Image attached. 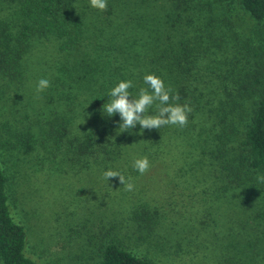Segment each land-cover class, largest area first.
I'll list each match as a JSON object with an SVG mask.
<instances>
[{
  "label": "trees",
  "instance_id": "16d2710c",
  "mask_svg": "<svg viewBox=\"0 0 264 264\" xmlns=\"http://www.w3.org/2000/svg\"><path fill=\"white\" fill-rule=\"evenodd\" d=\"M191 1L107 0V10L100 12L89 0H0V82H21L32 51L52 47L55 57L48 68L60 107L46 122V134L68 162L78 165V200H137L130 212L142 222L132 234L138 232L142 240H149L146 236L159 219L153 215L162 217L163 207L141 200H231L248 193L255 178L264 175V78L257 70L241 74L234 66L220 71L224 55L212 66L213 52L205 56L197 48L203 44V32L212 28L217 34L211 35V45H227L234 4L264 21V0H199L202 6ZM203 2L210 11L219 7L225 15L218 20L209 16L198 25L195 14ZM179 6L189 15L185 28L180 27L181 13L174 12ZM147 74L160 77L179 94L181 105L192 107L188 126L144 130L140 135L137 125L118 135L119 114L108 117L103 112L107 94L120 81L131 80L129 92L136 96L147 87ZM19 144L25 151L34 148L24 140ZM145 156L151 168L140 175L133 161ZM168 166L175 168L182 188L176 194L172 187L158 199L155 193L161 197L165 190L159 181L176 182L168 171L159 179V168ZM109 169L131 178L134 190L125 191L118 177L103 180L102 173ZM6 182L0 167V264H37L25 253L23 226L10 215ZM96 264L155 263L114 238L101 248Z\"/></svg>",
  "mask_w": 264,
  "mask_h": 264
},
{
  "label": "rangeland",
  "instance_id": "374dc122",
  "mask_svg": "<svg viewBox=\"0 0 264 264\" xmlns=\"http://www.w3.org/2000/svg\"><path fill=\"white\" fill-rule=\"evenodd\" d=\"M192 1L202 6L199 0ZM180 7L174 12L181 13L180 27L185 28L189 15ZM214 10L203 2L194 22L204 25L209 16L218 20L225 15L219 7ZM230 12L233 23L228 26L227 45L222 49L211 45V35L217 34L212 28L203 32L199 53L208 56L213 52L210 58L216 62L212 66L224 55L220 71L234 66L241 74L252 69L264 78V21H256L236 4ZM177 31L174 34L180 38ZM53 57L50 45L35 49L25 62L21 82H0V167L7 177L10 215L26 233L27 256L37 264H96L101 248L115 238L155 264H264V191L256 176L254 188L231 200H141L163 207L162 217L153 215L154 220L159 219L146 236L149 240L137 238L138 232L132 234L142 222L141 216L135 219L130 212L137 200H78L82 187L78 165L68 162L46 134L50 127L46 122L60 107L56 101L59 93L52 86L36 92L41 78L52 84L53 71L48 65ZM34 132L39 134L36 138ZM21 140L24 145H34L33 150L25 151ZM159 170V179L166 171L175 178V168ZM175 180L168 185L159 181L165 190L161 197L155 196L162 199L172 187L180 193L182 187ZM195 181L191 179L192 184Z\"/></svg>",
  "mask_w": 264,
  "mask_h": 264
},
{
  "label": "clouds",
  "instance_id": "9594fccd",
  "mask_svg": "<svg viewBox=\"0 0 264 264\" xmlns=\"http://www.w3.org/2000/svg\"><path fill=\"white\" fill-rule=\"evenodd\" d=\"M90 6L100 12L108 8L107 0H89ZM75 7V6H74ZM144 84L147 87L140 88L138 94L133 96L129 89L134 87L133 81H120L115 87L108 92V102L103 105V112L108 117L117 114L122 121L118 125V132H127L140 126V135L144 130H160L169 126L184 128L188 126V118L193 109L188 103L181 105L178 93L173 94V90L167 87L164 81L155 74H147L143 77ZM51 87V83L46 78H41L36 84L37 94ZM131 98V99H130ZM154 114L150 115L149 113ZM133 168L140 174H146L151 163L145 156L134 159ZM119 178L125 191H133L135 185L130 182L131 178L115 170H107L102 173V179L109 182L111 178ZM257 181L264 183V175H258Z\"/></svg>",
  "mask_w": 264,
  "mask_h": 264
}]
</instances>
